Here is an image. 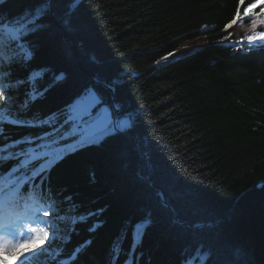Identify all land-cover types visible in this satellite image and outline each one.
<instances>
[{"label":"trees","instance_id":"obj_1","mask_svg":"<svg viewBox=\"0 0 264 264\" xmlns=\"http://www.w3.org/2000/svg\"><path fill=\"white\" fill-rule=\"evenodd\" d=\"M45 4L43 27L30 37L34 58L5 80L26 81L11 103L27 123L5 125L2 135L20 147L39 142L88 90L130 127L69 148L37 177L54 204L55 233L68 207L73 218L67 241L43 247L62 246L57 257L40 249L32 264H62L83 243L66 264L113 255L112 264H264V42L241 40L264 31V13L244 18V32L224 30L238 0H79L70 13L58 0ZM36 6L2 0L0 21ZM33 70L43 73L35 81L42 94L21 108ZM97 209L98 219L89 215Z\"/></svg>","mask_w":264,"mask_h":264},{"label":"snow or ice","instance_id":"obj_2","mask_svg":"<svg viewBox=\"0 0 264 264\" xmlns=\"http://www.w3.org/2000/svg\"><path fill=\"white\" fill-rule=\"evenodd\" d=\"M58 2L64 4L70 13L79 0ZM36 5L31 14H25L7 23L0 21V264H9L4 259L5 253L14 255L19 264H32L35 257L40 254L37 249L47 251L42 246L54 237L56 227L52 220L56 215L54 204L45 198L41 186L35 184V181L37 177L42 179V174L53 163L66 156L70 146L61 142L67 140L69 136H78L79 139L75 141L78 144H95L110 133L130 127L128 120L116 119L115 114L109 111L98 94L88 90L80 95L66 112L61 113V116L66 118L60 128L53 124V132L44 137H37L39 142L24 141V147H20V141L10 140L2 135L5 125L15 127L27 123L11 103V90L18 93L19 85L26 81L17 78L15 84H9L5 80L11 79L15 69L27 66V62L34 58L30 37L43 27L47 17L45 0H36ZM261 5H264V0H250L246 5L245 0H238L235 15L224 26V30L227 31L238 22L242 23L244 18L251 19L254 16L259 18L260 14L264 13V7H260L259 12L255 10ZM256 23V20L252 21L253 28L256 27ZM259 23L264 25V19H259ZM244 39L250 47H254L256 41L264 42V31L241 38ZM165 59L166 56L161 57V60ZM5 67L8 71L3 70ZM42 76V71L30 72L27 82H30L32 91L25 92L21 108H27L31 101L42 94L35 85V81L42 79ZM59 119L60 117L55 114L51 118L57 122ZM51 120L42 123H51ZM66 125L71 130L61 131ZM9 161L15 163L5 172L3 165ZM25 185H28L27 193L23 191ZM143 227L144 225H138L133 232V243L143 235ZM116 256L118 258V252ZM75 258L76 252L69 260Z\"/></svg>","mask_w":264,"mask_h":264},{"label":"bare ground","instance_id":"obj_3","mask_svg":"<svg viewBox=\"0 0 264 264\" xmlns=\"http://www.w3.org/2000/svg\"><path fill=\"white\" fill-rule=\"evenodd\" d=\"M246 3H247V1H246ZM236 8L237 7H235L234 8V10H236ZM235 15V12L233 13V15H232V17L230 18V19H228L226 22H224L225 24H227V23H229L231 20H232V18H233V16ZM232 27H234V28H238L239 27V29L241 30V31H244L245 32V28L243 27V22L242 23H237V24H235V25H233ZM207 28H210L209 26L207 27ZM240 35V31L239 30H235L230 36L231 37H237V36H239ZM118 120H128L129 121V123H130V120H129V118L128 117H123V118H121V119H118ZM69 144V146H71V147H84V146H86V145H88V144H78V143H76L75 141L74 142H69L68 143ZM67 144V145H68ZM99 213H100V211H99V209H97V210H93V212L92 211H89V215L91 216V217H93V218H96V219H98L99 218ZM61 225H59V227H63V224L62 223H60ZM69 233H70V230L68 231ZM121 237H122V239H124L125 240V238H124V236H123V234L121 235ZM120 237V238H121ZM122 239H121V242H122ZM120 240L119 239H117V240H115V241H113L112 242V245H111V250H117V249H119V246H120ZM129 251L131 252V255H135V249L134 248H132V247H129Z\"/></svg>","mask_w":264,"mask_h":264},{"label":"rangeland","instance_id":"obj_4","mask_svg":"<svg viewBox=\"0 0 264 264\" xmlns=\"http://www.w3.org/2000/svg\"><path fill=\"white\" fill-rule=\"evenodd\" d=\"M70 147H71V146H70ZM61 219H62L63 222H64V225H63L64 228L61 230L60 235L57 236V239L60 240L61 243H63V241L65 240L66 234H67V232H68V224H67V222H68V219H69V218H68V216H63ZM25 247H27V245H26ZM54 250H55V248L47 249V252H48L49 255H51V253H53ZM5 254H6L10 259H12L13 261L18 262V261H16V258H15L14 255H9L8 253H5Z\"/></svg>","mask_w":264,"mask_h":264}]
</instances>
